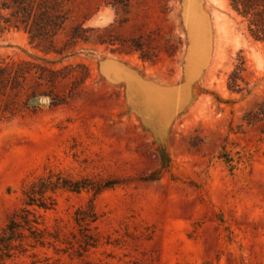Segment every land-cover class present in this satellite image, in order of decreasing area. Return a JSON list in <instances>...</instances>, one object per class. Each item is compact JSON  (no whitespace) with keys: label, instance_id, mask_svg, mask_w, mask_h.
<instances>
[{"label":"rangeland","instance_id":"rangeland-1","mask_svg":"<svg viewBox=\"0 0 264 264\" xmlns=\"http://www.w3.org/2000/svg\"><path fill=\"white\" fill-rule=\"evenodd\" d=\"M66 8L58 47L98 10L112 13V28L79 33L86 42L47 55L64 75L51 89L63 102L35 100L2 126L0 226L24 185L50 169L117 183L94 197L97 247L82 257L38 247L5 264H264V142L233 174L218 158L227 135L256 142L254 131L237 138L229 129L264 96V40L229 0H68ZM29 54L41 55L1 23L0 55ZM240 59L235 92L229 75ZM174 87L184 91L177 104L165 94ZM150 173L155 180H141ZM55 197L43 221L72 231L73 210L92 192Z\"/></svg>","mask_w":264,"mask_h":264},{"label":"trees","instance_id":"trees-1","mask_svg":"<svg viewBox=\"0 0 264 264\" xmlns=\"http://www.w3.org/2000/svg\"><path fill=\"white\" fill-rule=\"evenodd\" d=\"M68 0H0V24L22 30L28 36L29 44L41 55L29 54L30 59H13L0 55V130L2 126L27 111H32L35 100L42 97L51 99V104L62 103L52 95V88L64 75L61 69L51 67L55 62L47 58L54 53L59 56L67 49L83 40L79 33L109 31L112 24L102 29L85 28L81 23L74 26L66 35L63 47H58L57 31L68 20L66 8ZM231 8L247 24L250 35L255 40H264V0H229ZM9 11L8 16L3 11ZM112 44V39L100 41ZM114 52V51H111ZM243 61L229 75V89L241 92L238 81L243 80L241 72ZM55 98V99H54ZM237 138H243L248 131H254L257 139L253 147L233 142L225 136L221 142L218 158L230 174L240 167H249L259 145L264 142V96L241 116L236 127L229 129ZM241 136V137H240ZM143 181L155 180L154 173L141 178ZM117 181L95 182L89 178H73L55 170H48L35 180L24 185L19 207L13 210L0 226V264L25 254L38 247L51 248L54 252L70 251L82 257L91 248L97 247L99 236L96 230L98 214L94 197L101 191L113 187ZM67 190L78 193L86 190L92 197L86 204L76 207L71 215L72 231H65L60 219L48 226L40 211L53 209L56 193Z\"/></svg>","mask_w":264,"mask_h":264},{"label":"water","instance_id":"water-1","mask_svg":"<svg viewBox=\"0 0 264 264\" xmlns=\"http://www.w3.org/2000/svg\"><path fill=\"white\" fill-rule=\"evenodd\" d=\"M112 22V13L108 10H98L97 13L92 14L90 17H88L84 22H82V26L85 28H101V27H107ZM105 65L111 66V65H117L113 61H107ZM124 74H130L129 72H125ZM124 78L126 76L122 75ZM182 87H174L172 89H168L165 91V94L172 95L174 103L177 104L180 101V95L183 93ZM47 101L46 97L41 98V102L45 103Z\"/></svg>","mask_w":264,"mask_h":264},{"label":"bare ground","instance_id":"bare-ground-1","mask_svg":"<svg viewBox=\"0 0 264 264\" xmlns=\"http://www.w3.org/2000/svg\"><path fill=\"white\" fill-rule=\"evenodd\" d=\"M216 23V22H215ZM215 28H217V27H215ZM218 31L220 30V28L218 27V29H217ZM218 35V34H217Z\"/></svg>","mask_w":264,"mask_h":264}]
</instances>
